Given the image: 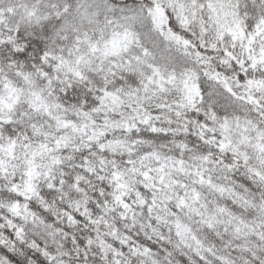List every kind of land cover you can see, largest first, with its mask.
Wrapping results in <instances>:
<instances>
[{
  "label": "snow or ice",
  "instance_id": "obj_1",
  "mask_svg": "<svg viewBox=\"0 0 264 264\" xmlns=\"http://www.w3.org/2000/svg\"><path fill=\"white\" fill-rule=\"evenodd\" d=\"M0 264H264V0H0Z\"/></svg>",
  "mask_w": 264,
  "mask_h": 264
}]
</instances>
